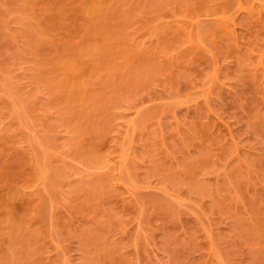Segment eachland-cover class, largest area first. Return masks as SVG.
Instances as JSON below:
<instances>
[{
    "label": "rangeland",
    "instance_id": "374dc122",
    "mask_svg": "<svg viewBox=\"0 0 264 264\" xmlns=\"http://www.w3.org/2000/svg\"><path fill=\"white\" fill-rule=\"evenodd\" d=\"M0 264H264V0H0Z\"/></svg>",
    "mask_w": 264,
    "mask_h": 264
}]
</instances>
